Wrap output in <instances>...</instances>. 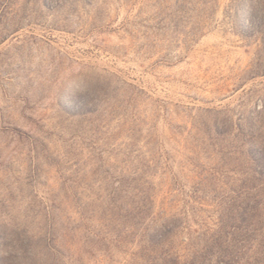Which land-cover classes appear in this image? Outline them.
<instances>
[{
  "label": "rangeland",
  "instance_id": "374dc122",
  "mask_svg": "<svg viewBox=\"0 0 264 264\" xmlns=\"http://www.w3.org/2000/svg\"><path fill=\"white\" fill-rule=\"evenodd\" d=\"M0 264H264V0H0Z\"/></svg>",
  "mask_w": 264,
  "mask_h": 264
}]
</instances>
